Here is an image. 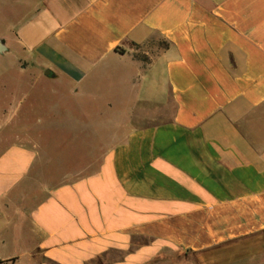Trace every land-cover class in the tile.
I'll list each match as a JSON object with an SVG mask.
<instances>
[{
	"label": "crops",
	"instance_id": "crops-1",
	"mask_svg": "<svg viewBox=\"0 0 264 264\" xmlns=\"http://www.w3.org/2000/svg\"><path fill=\"white\" fill-rule=\"evenodd\" d=\"M0 24L1 263L264 264V0H0ZM46 120L92 130L82 174L44 173Z\"/></svg>",
	"mask_w": 264,
	"mask_h": 264
},
{
	"label": "rangeland",
	"instance_id": "rangeland-1",
	"mask_svg": "<svg viewBox=\"0 0 264 264\" xmlns=\"http://www.w3.org/2000/svg\"><path fill=\"white\" fill-rule=\"evenodd\" d=\"M17 12V11H16ZM17 14V13H16ZM2 31V26L0 24V32ZM140 49V47H136V49ZM141 53L139 50L138 57H141ZM15 64H18L17 59L15 56L7 55L3 58L0 57V69H6V70H12L15 66ZM13 72V71H11ZM7 81V77H4ZM13 76H9V83L12 84ZM2 82H4L3 79H1ZM7 81V82H8ZM41 88V87H40ZM38 92L37 88L32 92ZM59 99L60 107L58 108L57 114L59 116L65 117V101L64 99L57 98V101ZM93 125V124H92ZM29 126L32 128L30 134L32 136H36L38 139H36L38 145L41 147L42 152L44 155L42 156V168L45 171L44 173L50 178H72V175L75 176V174H82V172L73 171L71 168L75 167L78 168L82 166V152L87 149V147L84 145L82 146V141H79L74 143V145L67 143V136H81L82 132L83 134L90 133L92 130L87 128V125L83 124H74L72 126L73 128L71 130L67 129V125L63 123H56V122H49V121H43V122H31ZM97 126V125H96ZM17 131L16 126L11 127V138L10 143H15L17 139L14 137L15 132ZM54 135V136H53ZM25 143L28 144V139H23ZM91 147V146H90ZM84 148V149H83ZM90 149V148H89ZM91 150V149H90ZM67 152L75 153L78 155L79 158L75 159L74 161H70L67 163L66 161V154ZM85 160V159H84ZM58 162V170H52L51 163L50 162ZM48 167L49 170H45L44 168ZM18 250L13 247L5 248L4 250H0L1 253L7 254V255H14ZM23 253V256L20 260H15L13 262H7V263H1L0 264H50L46 260L35 256L32 252H21ZM188 259H194L195 257L186 254ZM181 257H170L169 260L171 262H177L178 259Z\"/></svg>",
	"mask_w": 264,
	"mask_h": 264
},
{
	"label": "trees",
	"instance_id": "trees-1",
	"mask_svg": "<svg viewBox=\"0 0 264 264\" xmlns=\"http://www.w3.org/2000/svg\"><path fill=\"white\" fill-rule=\"evenodd\" d=\"M15 260H16V259L14 258V259H11V260H9V261H10V262H13V261H15ZM9 261H8V262H9Z\"/></svg>",
	"mask_w": 264,
	"mask_h": 264
},
{
	"label": "water",
	"instance_id": "water-1",
	"mask_svg": "<svg viewBox=\"0 0 264 264\" xmlns=\"http://www.w3.org/2000/svg\"><path fill=\"white\" fill-rule=\"evenodd\" d=\"M3 50L2 46H1V43H0V52Z\"/></svg>",
	"mask_w": 264,
	"mask_h": 264
}]
</instances>
